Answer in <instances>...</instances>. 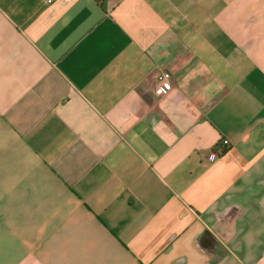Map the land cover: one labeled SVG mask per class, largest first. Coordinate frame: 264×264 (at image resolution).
Wrapping results in <instances>:
<instances>
[{"label": "crops", "instance_id": "1", "mask_svg": "<svg viewBox=\"0 0 264 264\" xmlns=\"http://www.w3.org/2000/svg\"><path fill=\"white\" fill-rule=\"evenodd\" d=\"M0 264H264V0H0Z\"/></svg>", "mask_w": 264, "mask_h": 264}, {"label": "built area", "instance_id": "2", "mask_svg": "<svg viewBox=\"0 0 264 264\" xmlns=\"http://www.w3.org/2000/svg\"><path fill=\"white\" fill-rule=\"evenodd\" d=\"M174 86L173 75L169 70H162L157 74V86L156 92L159 95H165L169 90H171ZM221 145L225 148L230 145V140L227 138L221 139ZM222 152L212 151L209 154L210 159H214L218 157Z\"/></svg>", "mask_w": 264, "mask_h": 264}, {"label": "trees", "instance_id": "3", "mask_svg": "<svg viewBox=\"0 0 264 264\" xmlns=\"http://www.w3.org/2000/svg\"><path fill=\"white\" fill-rule=\"evenodd\" d=\"M220 148H221V149H220V150H221V152L223 153V152H224V148H223V147H221V146H220Z\"/></svg>", "mask_w": 264, "mask_h": 264}]
</instances>
